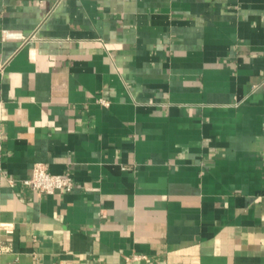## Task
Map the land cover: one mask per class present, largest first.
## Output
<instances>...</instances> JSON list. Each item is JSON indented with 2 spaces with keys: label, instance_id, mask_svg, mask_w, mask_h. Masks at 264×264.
<instances>
[{
  "label": "crops",
  "instance_id": "obj_1",
  "mask_svg": "<svg viewBox=\"0 0 264 264\" xmlns=\"http://www.w3.org/2000/svg\"><path fill=\"white\" fill-rule=\"evenodd\" d=\"M0 264H264V0H0Z\"/></svg>",
  "mask_w": 264,
  "mask_h": 264
},
{
  "label": "built area",
  "instance_id": "obj_2",
  "mask_svg": "<svg viewBox=\"0 0 264 264\" xmlns=\"http://www.w3.org/2000/svg\"><path fill=\"white\" fill-rule=\"evenodd\" d=\"M5 39L23 40L24 37L19 33L6 32ZM24 183L33 190L43 194H53L57 191L69 192L74 189V182L69 175L51 174L42 163L34 166L31 176Z\"/></svg>",
  "mask_w": 264,
  "mask_h": 264
}]
</instances>
